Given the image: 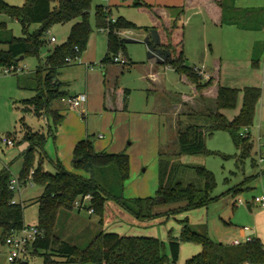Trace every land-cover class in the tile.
Masks as SVG:
<instances>
[{"label": "rangeland", "instance_id": "rangeland-1", "mask_svg": "<svg viewBox=\"0 0 264 264\" xmlns=\"http://www.w3.org/2000/svg\"><path fill=\"white\" fill-rule=\"evenodd\" d=\"M1 1L12 7H20L23 3V0ZM235 3L242 8L264 7V0H235ZM96 6H102L105 9L107 3L105 0H91L88 11L91 33L85 52L69 66L62 68L58 78V81L62 83L60 88L66 95L85 93L87 98L97 105H92L91 110H83L81 115L80 111L66 107L63 118L54 124L51 114H45L43 111L36 114L32 106L24 105V101L34 96V71L38 65V59L28 56L20 60L15 66L21 70L18 73L4 74V69H0V171L6 169L11 177H16L25 154L29 153L33 168L40 164L43 171L53 173L54 157L58 148L62 149L59 160L61 166L73 171L68 162L70 152L65 157L63 149L64 145L68 144V139L72 137V133L79 128L84 134L83 139L87 135L94 152L105 151L101 153L109 154L119 152L128 157L129 176L123 185L124 199L153 198L157 184V155L159 152L173 154L177 150L174 123L168 120L169 116L142 114L152 110L154 101L158 100L157 96L160 95V92L155 90L145 91L146 87L151 86L150 80L147 81L145 78L146 71L153 57L158 59L157 54L149 51L145 44L154 42L156 45L157 34L155 29H152V21L145 12L125 5L107 7L109 19L116 20L121 17L135 27L147 28V31L145 41L128 39L123 46V52L128 63L131 64L129 68L112 61L103 65L101 60L106 52V32L95 27ZM192 12H185L182 16L183 49L187 57L189 55L195 57L207 52L208 62L218 61L220 66L215 77L220 86L239 91L245 86L260 89V99L252 126L248 129L252 141L251 158L239 160L240 150L233 145L228 133L215 132L205 140L206 154L173 157L174 162L201 166L212 173L215 188L211 195L218 197L215 203L205 209L179 213L169 217L163 224L150 227H133L129 225V222L118 219L113 224L101 227L95 215L87 214L88 202H84L85 209L79 212L73 208L58 210L51 230V240L66 242L81 250L100 231L117 233L126 237H149L163 244V252L168 257L169 237L179 236L178 222L184 218L198 233L202 232L199 227L203 226L208 232L207 235L211 236L217 231L226 239L232 237L233 231H237L240 227L251 228V214L247 211L245 204L232 208L231 204L236 200L249 203L253 197L260 196L264 192V183L260 177H257L260 171H264V164L257 163L259 156L264 157V57L256 67H252L249 56V44L256 43V46L264 48V32L210 28L206 29L208 31L205 34L200 25V19L196 14L192 15ZM74 21L52 24L45 30L43 39L46 43L39 52L40 61L45 58L48 50L65 41ZM0 23L4 24L5 29L1 30L2 33L4 31L14 38H22L26 32L33 33L40 27L37 24H30L24 29L19 22L3 15L0 16ZM50 38H53L55 42L49 43ZM123 52L120 51L117 54L120 60L123 59L121 55ZM210 55L216 57H210ZM188 62L197 65L194 60ZM158 79L163 91L172 96V102L176 100L175 95L192 93L191 87L184 81H180L178 76L170 71L159 70ZM124 90L128 91L126 111H120ZM66 95L65 97H68ZM241 97L240 92L234 109L223 111L228 119L237 114ZM59 103L65 106L64 103L55 101L52 105L53 111L58 112ZM96 108L98 111L95 112ZM35 135H42L45 138L41 148L37 146ZM99 136L102 139H98ZM4 139L9 140L12 145L7 146L3 142ZM122 150L125 151L120 152ZM33 168L28 173L29 177ZM82 174L79 172V175ZM114 175L115 172L110 171L109 178L114 179ZM190 176L191 174L188 175ZM247 178L251 180L241 186V192L233 197L231 194L226 195ZM41 193L42 188L32 183L20 187L19 191L14 193L13 201L23 207L25 227L37 224L38 206L34 201ZM224 222H229L232 226H226ZM199 251V245L182 242L175 264H183ZM8 252V247L0 242V264H12L7 262ZM52 260L63 262V259L58 257H53ZM16 264L44 263L40 253L31 256L29 251L27 261Z\"/></svg>", "mask_w": 264, "mask_h": 264}, {"label": "trees", "instance_id": "trees-1", "mask_svg": "<svg viewBox=\"0 0 264 264\" xmlns=\"http://www.w3.org/2000/svg\"><path fill=\"white\" fill-rule=\"evenodd\" d=\"M193 1H198L204 8L217 9V25H230L247 31L264 28V24L259 23L261 21L256 17L257 12L235 8L233 0ZM191 5V0H185L183 6L178 8L151 7L141 0L133 2V7L145 12L152 21L158 39L154 48L164 56L163 64L180 81L191 87L193 96L199 99L213 98L214 109H190L177 116V150L173 154L158 153L157 184L153 198L124 199L123 185L129 176L128 157L124 153L94 152L88 140L76 143L71 155L72 169L82 172L86 177L65 171L58 162L54 164L53 174L43 171L40 164L33 168L30 154H25L16 178L20 187L26 186L28 173L33 168L29 182L42 188L41 195L34 201L38 206L35 227L42 235L32 243L29 251L31 256L40 253L44 264H175L182 242L200 247V251L183 264H264V244L258 239L239 246L224 245L212 240L203 226L199 227L202 232L198 233L186 218L178 222L179 236L169 237L168 257L163 252V244L149 237H126L100 231L81 250L66 242L51 240V230L58 210H72L73 203L85 197L89 198L87 209L92 210L91 214L97 217L101 227L113 224L117 219L127 221L133 227H150L163 224L169 217L179 213L205 209L215 203L218 197L211 195L215 188L212 173L201 166L173 161V157L206 154L205 140L215 132L228 133L233 145L240 150L239 160L251 158L252 141L249 133L241 137L240 132L252 126L260 89L245 87L239 91L220 86L215 77L216 72L211 74L209 80L203 81L192 71L193 66H186L183 28L179 21ZM90 6L91 0H23L20 7H12L0 0V16L19 22L24 29L30 24L40 26L33 33L26 32L24 37L14 38L4 31L2 33L1 30H5L4 24L0 23V69L17 66L20 57L38 59L34 71V96L24 101V105L32 106L36 114L39 111L51 114L54 124L61 117L52 110V105L66 95L60 88L61 84L55 80L57 71L80 58L84 52L91 33L88 23ZM108 13L102 7L96 6L94 9L95 27L106 32L104 64L111 62L118 52H123L124 41L119 36L120 31L134 27L121 17L109 19ZM72 20L77 22L72 25L66 40L48 50L45 58L40 61L39 52L46 43L43 39L45 30L52 24ZM257 64L258 57H255L251 60V66L256 67ZM240 92L242 97L239 111L232 120H228L220 112L234 109ZM127 94V90L122 92L120 111H126ZM35 136L37 146L41 148L45 138L42 135ZM112 170L115 178L111 180L109 176ZM257 177L264 180V171H260ZM11 178L6 169L0 171V242L3 244L7 236L25 227L23 207L13 202L14 193L9 190ZM251 178L245 179L226 195L231 194L233 197L241 192V186ZM53 257L63 259V262L54 261Z\"/></svg>", "mask_w": 264, "mask_h": 264}, {"label": "crops", "instance_id": "crops-1", "mask_svg": "<svg viewBox=\"0 0 264 264\" xmlns=\"http://www.w3.org/2000/svg\"><path fill=\"white\" fill-rule=\"evenodd\" d=\"M105 1L107 3V6H106L105 9L108 12H109V9L107 7H110V6L117 7V6H120V5L133 7V2H134V0H111V1L110 0H105ZM141 1L145 5H148V6H151V7L178 8V7L183 6L185 0H141ZM191 4H192L191 7H188L185 10V12L189 13L190 11H193L191 14L192 15H194V14L197 15V17L201 21L200 25H202V28L204 29V33L205 34H207V31H208L206 29H210V28H217V29L218 28H228V29H234V30H237V31H240V32H264V28H261L258 31H247V30H240V29H238V28H236L234 26H230V25H217L216 22L219 20V11L217 9L204 8L202 5L198 4V1L196 3L193 0H191ZM233 5H234L235 8H237L239 10L251 9L254 12H257V16L256 17L258 18L259 21H261L259 23L264 24V7H257V8H255V7H249V8L245 7V8H242V7L236 5L235 0H233ZM98 7H102V6H98ZM75 22H77V21L75 20L73 22V24ZM255 24H256V22H255ZM179 25H182V27H183L182 17H181V19L179 21ZM146 29L147 28H140V27H135L134 26L131 29H125L124 31L123 30L120 31L119 36L124 41V44H125V42H127L128 39L130 41H143V40L145 41V38H146V34L145 33L147 31ZM152 29H153V27H152ZM105 41H106V50H107L106 36H105ZM54 42H55V40H54ZM87 44H88V41H87ZM87 44H86V48H87ZM145 45H146V47H147V49L149 51L157 54V56H158V59H155L153 57V61H152L151 65L148 67V69L146 71V74H145L146 77L145 78H146L147 81L150 80L149 81V85H151V86L150 87L149 86L146 87L145 91L155 90V91L160 92V95L157 96L158 100L154 101L152 110H150L148 112H144L142 114L153 115V116H155V115H158V116L168 115L169 116L168 120H170L172 123H174V130L176 132V118H177V116L179 114L185 113V112H187L190 109L196 110V111H202L204 109H211V110L214 109L215 106H214V99L213 98L199 99L196 96H193L192 94H189V95H186V94L175 95L176 100L174 102H172V96L167 94V93H165L164 92L165 90L163 91V87H161L160 80L158 79V71L161 70V69H162V71H170L172 73H173V71L168 66H165L163 64L164 56L157 49L154 48V45H155L154 42L153 43H146ZM86 48H85V50H86ZM85 50H84V52H85ZM183 51H184V56H185V59H186L187 63L189 65L193 66V67H202L203 72L209 78H210L211 74H213V72L218 71V68L220 66L219 62L216 61V60H210V62H208L209 61L208 60L209 54H207V52L201 53V54H199V55H197L195 57L193 55L192 56L189 55L187 57V54H186L184 49H183ZM105 54H106V52H105ZM105 54H104V57H105ZM121 55L123 57V60L125 61L124 65L127 68H129L131 66V64L128 63V60L126 58L125 53L123 52ZM249 56H250V62H251V60L253 58L258 57V64H259L261 58L264 57V48H262V47L260 48L259 45L256 46V43L249 44ZM210 57H216V56L210 55ZM103 58H102V60H103ZM102 60H101V64L104 65V63H102ZM189 60L190 61L194 60V62L197 65L195 66V65L190 64L188 62ZM209 63H210V70H209ZM61 70L62 69L57 71V75H56V78H55V80L59 84H62V83H60L58 81V78L61 75ZM245 87H254V86H245ZM245 87H243V88H245ZM226 88H228V87H226ZM255 88H258V87H255ZM80 94H84L86 96L85 93H80ZM76 95H78V94L66 95V96L71 97V96H76ZM160 100H162V102ZM61 103H63V102H61ZM92 105L97 106L96 104H93L92 101L89 98H87V96H86V102L84 104L85 108L83 106L78 111H80L81 112L80 114L82 115L83 110H86V111H89V109L91 110ZM66 107H68V106L67 105H65V106L61 105L60 103H59V106L57 107L58 115L61 118H63V112L66 110ZM256 108H257V106H256ZM96 111H98V108L95 109V112ZM238 111H239V109H238ZM220 113L224 117H226L223 114V111H221ZM233 118H231V119L227 118V119L228 120H232ZM71 121H73V120L71 119ZM85 135H86V133H85ZM71 136L72 137L68 139V144L64 145V149H63L65 157H66L67 153L70 152V154L68 156V160H69L68 162L70 164H71L72 149L75 146L76 142L78 143V142L83 141V140H88L87 135H86V138L83 139L84 138V134L79 128L75 132H73ZM98 139H102V137L99 136ZM176 144H177V135H176ZM124 151L125 150H122L120 152H124ZM101 152H105V151H101ZM106 153L109 154L108 152H106ZM110 153L113 154L115 152H110ZM116 153H119V152H116ZM61 156H62V149L58 148L56 153H55L54 162L55 163L58 162L60 165H62L59 162ZM64 169L67 172H71V173L74 172V173H77L79 175V172H75L74 170L73 171H69V169H66V168H64ZM54 172H55V170H54ZM53 173H51V174H53ZM82 175H80V176H82ZM17 176L18 175H16V177ZM16 177H14V178H16ZM82 177H86V175H83ZM262 183H264V180H262ZM262 194H264V192H262ZM255 197H257V196H255ZM84 202H88V200L83 201V204H84ZM245 206L247 208V211L251 214V218H250V222L252 223L251 228L245 226V227L238 228L237 231L233 229L234 230L233 231L234 232L233 236L232 237H228L227 239H226V237L221 236L217 231H215L214 234L211 235V236L208 234L212 238V240H214V241H216L218 243L224 244V245H230V243L232 241H234V240L243 241L245 237H250L252 239H258L261 244H264V209L258 208L252 202H249V203L246 202ZM232 207H237V206H235V204L232 203L231 204V208ZM76 212H79V211H76ZM188 213H190V212H188ZM224 224L226 226H229V227L232 226L229 222H227V223L224 222ZM243 228H247V230L243 231ZM118 235H120V234H118ZM179 250H180V247H179Z\"/></svg>", "mask_w": 264, "mask_h": 264}, {"label": "built area", "instance_id": "built-area-1", "mask_svg": "<svg viewBox=\"0 0 264 264\" xmlns=\"http://www.w3.org/2000/svg\"><path fill=\"white\" fill-rule=\"evenodd\" d=\"M49 43H54V39L50 38L48 40ZM111 61L113 63H121L125 64V61L123 59H119V57L116 55L112 57ZM21 70L19 68L15 67H10L9 69H4L3 73L4 74H9V73H18ZM192 71L200 77L203 81L209 80V77L203 72L202 67H194ZM63 102L65 105H67L69 108L74 109V110H80L85 102H86V96L84 94H78L76 96H71V97H65L60 100ZM248 133V129H243L240 132L241 137H245L246 134ZM3 142L7 146H11L12 143L9 140L4 139ZM257 163L258 164H264V157L259 156L257 158ZM29 182V177H28V182ZM20 189V186L17 182V178L12 177L9 183V190L12 191L13 193L18 192ZM89 200L88 197H85L84 199L80 201H75L73 203V209L76 211H80L82 209H85V206L83 204V201ZM14 202V201H13ZM251 202L255 204L258 208L264 209V194L252 198ZM235 206L239 205H244L245 203L242 202L241 200H236L235 201ZM87 214L91 215L92 210L87 209ZM247 228H243V231H246ZM41 237V231L38 230L35 226H29V227H23L21 230L16 231L11 233L9 236H7L4 240V245L8 247L9 252L7 256V262L16 264V263H21V262H26L27 257L29 256V248L34 243L38 238ZM252 238L250 237H245L243 241H238L234 240L230 243L232 246H239L241 244H246L251 242Z\"/></svg>", "mask_w": 264, "mask_h": 264}, {"label": "water", "instance_id": "water-1", "mask_svg": "<svg viewBox=\"0 0 264 264\" xmlns=\"http://www.w3.org/2000/svg\"><path fill=\"white\" fill-rule=\"evenodd\" d=\"M22 59H23V58H22V57H20L19 61H20V60H22ZM186 66H188V63H186Z\"/></svg>", "mask_w": 264, "mask_h": 264}]
</instances>
